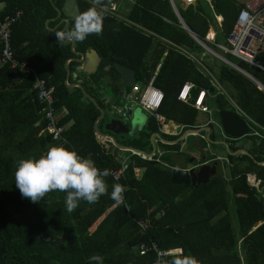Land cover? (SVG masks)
<instances>
[{"label":"trees","instance_id":"16d2710c","mask_svg":"<svg viewBox=\"0 0 264 264\" xmlns=\"http://www.w3.org/2000/svg\"><path fill=\"white\" fill-rule=\"evenodd\" d=\"M67 1L0 0L2 16L21 11L10 30L13 56L27 62L39 78L53 87L51 109L58 115L57 124L63 127L67 140L58 145L42 131L46 120L41 117L43 104L32 88L35 77L1 65L0 264H95L89 261L92 255H100L103 264H152L154 253L138 251L140 243L149 241L162 249L180 250L175 264H264V165L260 164L264 161V138L253 134L240 139L224 138L228 146L224 180L213 177L196 186L174 184L170 166L150 164L140 154L129 152L125 158L127 169L119 182L123 188L119 205L110 196L117 184L106 175L102 177L105 193L91 204L80 200L72 212L66 210L64 192L51 191L36 203L21 196L14 179L18 163L39 158L50 147L75 150L92 159L99 172L122 162L114 152L117 146L109 138H97L94 122L100 115L99 108L78 87L66 86L65 65L69 59L67 82H79L104 111L97 123L100 132H105L102 124L106 110L111 105L124 106L120 103V74L114 65L133 69L136 81L145 86L159 64L154 85L164 94L158 109L160 120L148 116L137 136L125 135L121 139L115 135L118 144L149 153L153 133L164 140L177 137L160 131L166 122L173 121L182 130L195 128L198 111L191 104L201 89L209 96L208 106L217 121L218 111L236 113L237 107L252 127L249 133L264 134V90L230 65L219 60L217 65L216 59L202 56V47L180 26L169 0H132L123 13L108 9L120 0H74L76 12L71 15L65 12ZM173 3L191 32L264 86L262 70L205 40L210 26L215 25L214 42H225L242 2L195 0V5L185 6L181 0ZM89 10L102 13L98 34L73 41L72 48L70 41L56 38L57 33L70 31L75 20ZM215 16H221L220 25ZM63 18L68 20L66 26L60 22ZM181 48L202 62L209 73ZM1 49L0 42V56ZM90 49L97 52L99 61L96 71L86 74L83 62L73 58ZM257 60L264 67V52L258 54ZM212 77L226 89L225 93L213 85ZM186 81L193 85L192 97L183 103L176 94ZM208 126L209 135L198 137V146L216 149L219 145L213 141L218 139L217 129L212 124ZM206 133L204 130L201 135ZM158 142L165 151L178 145ZM238 149L247 153L233 155ZM162 157L169 160L165 152L160 161ZM135 169H140L138 175ZM248 174L259 181L257 186L248 183ZM140 219H148L146 230L138 227Z\"/></svg>","mask_w":264,"mask_h":264},{"label":"built area","instance_id":"2783aa9c","mask_svg":"<svg viewBox=\"0 0 264 264\" xmlns=\"http://www.w3.org/2000/svg\"><path fill=\"white\" fill-rule=\"evenodd\" d=\"M186 5L195 0H181ZM0 7V42L2 44L0 66L8 65L10 68L17 69L23 75H33L35 77L32 88L36 93L37 100L40 104H43L42 108H45V112L41 117L46 120L45 129L42 131L51 135L52 140L58 145H64L67 143L66 138L63 136V127L57 124L58 115L51 109L53 102V87L48 86L44 79L39 78L36 71L31 68L27 62L20 61L13 56L10 42V30L11 25L20 17L21 11H17L10 16H2ZM110 11L115 12L116 7L112 5L108 8ZM216 22L220 23L221 18L215 16ZM215 34L209 36L206 34L205 39L213 43L220 50L230 53L248 64L259 68L264 72V67L258 62L257 56L264 51V0H244L240 7L233 30L225 38L223 44L215 43ZM195 40L202 44L207 51L211 52L206 43L199 40L195 36ZM157 70L152 73L149 81L144 87H141L138 83L129 86V90L123 94L127 103H131L140 107L144 112L148 113L155 119H160L158 109L161 106L164 94L163 92L154 86ZM192 84L186 82L183 83L178 92L177 100L182 102H188L191 97ZM206 91H198L192 105L199 112L209 113L208 107L205 105ZM211 123L217 124L210 120ZM251 134L264 138V134H260L257 131H253ZM127 169L126 159L122 160L120 166L101 171L106 173L117 185L123 177ZM135 173L138 175L140 169H135ZM247 181L252 186H257L259 181L255 179L254 175H247ZM123 195V192H122ZM137 225L141 230H146L149 227L148 219H140L137 221ZM138 251L143 254L147 252L154 253V259L152 264H175V259L181 253L180 250L162 249L154 241L149 243H140L138 245Z\"/></svg>","mask_w":264,"mask_h":264},{"label":"clouds","instance_id":"9594fccd","mask_svg":"<svg viewBox=\"0 0 264 264\" xmlns=\"http://www.w3.org/2000/svg\"><path fill=\"white\" fill-rule=\"evenodd\" d=\"M101 17L102 13L89 10L75 20L70 31L57 33L56 38L60 41H83L87 35L101 31ZM104 175L106 173L99 172L92 159L64 146H53L39 158L21 160L14 179L21 196L33 203L39 202L51 191L66 193L64 204L66 210L72 212L80 200L91 204L105 193ZM122 192L123 188L116 185L110 194L117 205L123 201ZM89 261L103 264L100 255L90 256ZM186 264H194V261H187Z\"/></svg>","mask_w":264,"mask_h":264},{"label":"water","instance_id":"95a60500","mask_svg":"<svg viewBox=\"0 0 264 264\" xmlns=\"http://www.w3.org/2000/svg\"><path fill=\"white\" fill-rule=\"evenodd\" d=\"M169 1L171 3L172 7L174 8V11L178 17L180 26L183 29H185L189 33V35H191L192 37H195V34L188 29V27L184 24V22L182 21L181 17L178 14V12L176 11V9L174 7L173 0H169ZM190 4L195 5V2H191ZM57 15L58 16L60 15L59 11L57 12ZM62 21L65 23V26H66L68 23V20L66 18H63L60 20V22H62ZM70 42H71V48H72L73 41H70ZM72 51L76 53V51H74L73 49H72ZM211 53L213 55H215L223 63L230 65L231 67H233L234 69H236L237 71L242 73L244 76L249 78L251 81H253L256 85H258L261 89L264 90V86L257 79H255L253 76H251L249 73H247L245 70L239 68L238 66L229 62L224 57L219 56L215 52H211ZM73 59H75L79 62H83L82 70L86 74L94 73L96 71V67H97L98 61H99L98 54L94 49H90L84 54L79 53V58H73ZM67 62L65 65V67H66V78H65L66 86L78 87L82 91L84 96L88 97L99 108L100 115L97 117V119L94 122V129H95L96 134L109 138L115 145H117V147L119 149L128 150L132 153L140 154L143 158L147 159L150 164L159 163V160L152 158L154 156V154L156 153V148H155V145L153 142V138L158 137V134H152L150 136V142L152 145V149L149 153L144 152V151L139 150V149H136V148H133L131 146H125V145L118 144L116 142V139H115L116 138L115 135H117V134L127 135L129 137H133L135 135H138L145 128V124L147 121L146 114L143 113L142 111H140V109H134L135 107L133 106V104L124 105L123 112H122L123 120L112 118L109 122H107L104 125V129L107 130V132L106 133L100 132L98 130L97 123L103 117L104 111L102 108H100L98 106V104L95 102V100L93 98H91L84 91V89L82 88V86L80 85L79 82L71 83V84H69L67 82L68 77H69V68H68ZM114 66H115V69L120 74L119 88L121 90L120 91V97H121L123 90H125L129 86L135 84V82H136V79L134 77L135 71L131 68H128L126 66H123V65H120L117 63ZM210 91H212V88L210 89ZM137 113H139L140 115L138 116ZM218 118H219V123H220L221 129H222V132L224 133L225 137H229L231 139H240L242 137H245L246 135H249L250 127L248 126L247 122L245 121V119L240 117L234 111L220 110V111H218ZM204 129L209 130L210 128L208 126H205V127L186 129L182 133L180 138L186 137L188 135H198ZM207 137H208V134H207ZM165 142H167V141H165ZM213 143L223 145L226 148V150H228L227 143L223 140L213 141ZM237 153H247V152L243 149H238L237 151L232 152L233 155H235ZM260 164L264 165V161L260 162ZM189 167H192V166L190 164H188L187 168H189ZM207 167H208L207 165H202L197 171H195V169H192V170L190 169L189 171H186V169H180V168H176V167L171 168V181L174 184H186L188 182V179H187L188 175H191V176H193V178H196L197 176L200 175L202 169L207 168ZM196 182H197V184L206 183L207 178L198 179Z\"/></svg>","mask_w":264,"mask_h":264},{"label":"crops","instance_id":"0c3cea01","mask_svg":"<svg viewBox=\"0 0 264 264\" xmlns=\"http://www.w3.org/2000/svg\"><path fill=\"white\" fill-rule=\"evenodd\" d=\"M131 1H129V0H120L119 1V3L117 4V5H114L117 9H118V11H120V9H122V10H124V11H127V9H128V3H130ZM240 2V1H239ZM243 2V1H242ZM183 4V3H182ZM184 6H185V4H183ZM220 18H221V16H219ZM221 20H222V18H221ZM217 24L218 25H220V23H218L217 22ZM210 32H212V36H213V34H215L216 35V26L214 25V26H210V28H209V30H208V35L210 34ZM191 36V35H190ZM196 36V35H195ZM209 36H211V35H209ZM192 37V36H191ZM197 37V36H196ZM193 38V40H195V37H192ZM198 38V37H197ZM199 39V38H198ZM215 39V38H214ZM200 40V39H199ZM206 40V39H205ZM196 41V40H195ZM202 41V40H201ZM207 41V40H206ZM197 42V41H196ZM198 43V42H197ZM199 44V43H198ZM202 48H204V46L202 45V44H199ZM208 47V46H207ZM204 50H206V48H204ZM181 51L183 52V53H185L186 55H188L192 60H194V61H196L197 62V64L202 68V69H204V71H206L207 73H209V71L206 69V67L204 66V64L202 63V62H200V61H198L196 58H194L191 54H189L187 51H185L184 49H182L181 48ZM207 54H209V51H205ZM262 52H264V51H262ZM207 54H205L204 52H202V56H204V55H207ZM221 61V60H220ZM222 62V61H221ZM158 69H159V64L156 66V68H155V70H154V72L157 70L158 71ZM153 72V73H154ZM156 75H157V73H156ZM186 82H188V81H186ZM186 82H184V83H186ZM135 83H138L141 87H144V86H142L139 82H135ZM188 83H190V82H188ZM212 83H213V85H215V86H217L219 89H221V87H220V85L216 82V79L215 78H213L212 77ZM183 84V83H182ZM181 84V85H182ZM190 84H192V83H190ZM180 85V86H181ZM155 86V85H154ZM193 86V85H192ZM156 87V86H155ZM128 88H130V87H128ZM157 88V87H156ZM180 88V87H179ZM179 88H178V90H179ZM159 89V88H158ZM129 89H125V90H123V92H122V95H121V97L124 99V96H123V94L125 93V91H128ZM161 90V89H160ZM202 90V89H201ZM204 90V89H203ZM200 91V90H199ZM178 92V91H177ZM177 95V94H176ZM191 97H192V92H191ZM191 97H190V100L189 101H191ZM206 97H208L207 96V93H206ZM206 99V98H205ZM124 101H125V99H124ZM179 101V100H178ZM188 101V102H189ZM182 102V101H181ZM188 102H186V103H188ZM183 103H185V102H183ZM125 105H131V103H127V104H125ZM192 105V104H191ZM205 105L208 107V109H209V113H205V114H208V116H207V119H206V121H204V122H202V123H200V122H196L197 123V126L195 127V128H197V127H205V126H208V125H210V124H212L213 126H214V128H216L217 129V132H218V139L217 140H214V141H221V140H223V141H225V135H224V133L222 132V129H221V126H220V123H219V121H217L216 119H215V117H214V115H213V113L210 111V108H209V106H208V101H206L205 100ZM134 107H138V106H135V105H133ZM193 106V105H192ZM124 107V106H123ZM123 107H121V108H116L114 105H111V108L110 109H116V112L118 113V114H120L121 115V117H114V118H116V119H120V120H123V117H122V112H123ZM236 107V106H235ZM143 113H145L140 107H138ZM197 110V109H196ZM198 111V110H197ZM199 112V111H198ZM110 113H111V111H110ZM199 113H203V112H199ZM146 114V116H147V118H148V116H151V115H149L148 113H145ZM236 114H238L240 117H242L243 119H245L243 116H244V114L236 107ZM160 115V114H159ZM243 115V116H242ZM198 117V116H197ZM154 118V117H153ZM160 118H161V116H160ZM155 119V118H154ZM111 120V119H110ZM110 120H108L107 122H109ZM156 121H159L160 119H155ZM197 120H198V118H197ZM210 120H213V122H215V123H217V124H214V123H211L210 122ZM100 121V120H99ZM98 121V122H99ZM245 121L247 122V120L245 119ZM106 122V123H107ZM105 123V124H106ZM104 124V125H105ZM168 124H171V125H173V131H171V132H169V130H168ZM247 124H248V126L250 127V129H252V127L249 125V123L247 122ZM145 126H146V124H145ZM209 127V126H208ZM103 128H104V126H103ZM176 130H178V131H176ZM204 130H206V129H204ZM204 130H202V131H204ZM103 131H105V132H107L105 129L103 130ZM160 131L162 132V133H164V134H166V135H174V136H178V135H180V132L181 133H183L185 130H182V126L181 125H179V124H177V123H175V122H173V121H168V122H166L165 124H163V125H161V127H160ZM201 131V132H202ZM207 131V133L204 135V134H200L201 136H203V138H207V134L209 135V130H206ZM102 132V131H101ZM105 132H102V133H105ZM200 132V133H201ZM250 132V131H249ZM153 134H158V133H153ZM251 133H249V135H250ZM119 134H117L116 136H118ZM182 135V134H181ZM189 136V135H188ZM193 136H195V135H192V137ZM98 137H105V136H102V135H97V138ZM187 137V136H186ZM186 137H183V138H178L177 140H164V139H161L160 138V136H159V134H158V137H154L153 138V142H154V145H155V148H156V153L157 152H159V154H162L163 152H165V153H167L168 155H169V160L172 162L170 165H168V166H170V168H171V166H177L178 164L176 163V162H174L172 159H171V156H170V152L173 150V149H170V150H164L162 147H161V145H160V143L158 142V141H161L162 143H164V144H168V145H172V144H175V142L176 141H179V140H181V139H183V141H185L186 140V142H187V144L189 143V148H195V147H197V145H196V143H197V141H195L196 140V138H195V140L194 139H191L190 140V138L189 139H184V138H186ZM165 141H167V142H165ZM190 141V142H189ZM185 142V143H186ZM215 145H220V144H215ZM152 146V145H151ZM208 146V145H207ZM162 149L161 151H160V148ZM197 149V148H196ZM217 150V148L216 149H214L213 151H216ZM194 150H192V153L193 154H195L196 153V151H194ZM159 162H161V161H159ZM250 175H252V174H250Z\"/></svg>","mask_w":264,"mask_h":264},{"label":"flooded vegetation","instance_id":"af4514ba","mask_svg":"<svg viewBox=\"0 0 264 264\" xmlns=\"http://www.w3.org/2000/svg\"><path fill=\"white\" fill-rule=\"evenodd\" d=\"M178 135L175 140H177L180 136ZM194 136V140L198 142V137H203L200 135ZM125 135H118L121 139L124 138ZM184 139H187L184 138ZM186 140L183 141V139L176 141L175 144H178L175 149H173L170 152L171 159L176 162L178 165L177 166H171V168H180V169H186V171H189L190 169H195L197 171L202 165H207V168H203L200 175L197 176L196 178H193V176L188 175L187 179L188 182L184 185H189V186H196L199 185L197 184L198 179H205L207 178V182L209 179L216 177L219 180L222 178L223 180L225 179L224 175V168L226 164V158L225 156H221L220 153L223 152L220 149L217 148L216 151L208 152L210 145H208L205 148H200L198 146V143H196L197 147L189 148V143L187 144ZM190 142V141H189ZM220 146V145H219ZM218 146V147H219ZM197 148V149H196ZM192 150L196 151L195 154L192 153ZM193 151V152H194ZM235 152V151H234ZM208 155L210 157L208 158ZM161 156V154H160ZM157 160L160 161V159L157 157ZM190 164L192 167L187 168V165ZM222 173V176L220 174ZM193 178V179H192ZM196 179V180H195ZM194 181V182H193Z\"/></svg>","mask_w":264,"mask_h":264},{"label":"rangeland","instance_id":"374dc122","mask_svg":"<svg viewBox=\"0 0 264 264\" xmlns=\"http://www.w3.org/2000/svg\"><path fill=\"white\" fill-rule=\"evenodd\" d=\"M129 1H131L132 2V0H129ZM237 1H240V2H242V1H244V0H237ZM183 4H185V3H183ZM186 5V4H185ZM120 11L123 13L124 12V10H122V9H120ZM65 12L67 13V14H74L75 12H76V10H75V6H74V0H68L67 1V3H66V9H65ZM115 12L116 13H121V12H119L118 11V9L116 8V10H115ZM216 20V19H215ZM220 38H221V36H220ZM209 47V46H208ZM217 48V47H216ZM209 49L211 50V52H215L216 54H218L219 56H222L220 53H219V51H214V49H212V47L210 46L209 47ZM218 50H220L219 48H217ZM202 50H203V52L205 53V54H207L205 51L206 50H204V48H202ZM211 52H209V54H207V55H209L210 56V60H212V58H214V59H216V64L218 65V58L215 56V55H213ZM212 57V58H211ZM223 57V56H222ZM220 61V60H219ZM223 93H225V91L224 90H226V89H223V88H221L220 89ZM206 101H209V96L208 97H206V99H205ZM120 103L122 104V106L123 105H125V104H127V102L126 101H124V99L122 98V99H120ZM134 109H139L138 107H135ZM211 110V109H210ZM110 111H111V113H110ZM141 111V110H140ZM146 113V112H145ZM197 118H198V122H200V123H202V122H204V121H206V119H207V116H208V114H205V113H197ZM114 117H121V115L120 114H118L117 112H116V109H108V110H106V113H105V119H104V122H103V126H104V124L108 121V120H110V119H112V118H114ZM197 124V123H196ZM168 130H169V132H171V131H173V125H171V124H168ZM251 130V129H250ZM176 131H178V130H176ZM135 136H137V135H135ZM188 137V136H187ZM189 138H190V140L191 139H194V136L192 137V135H189ZM189 138H187V139H189ZM115 146H117V145H115ZM117 149H114V152H116V155H117V157H119L121 160H124L126 157H128V155L130 154L129 152L130 151H128V150H122V149H119L118 147H116ZM160 148V147H159ZM218 149H220L221 151H223V152H221L220 153V155L221 156H225V153H226V149L225 148H222V147H217ZM162 149L160 148V151H161ZM214 149L212 148V147H210L209 148V150H208V152L210 151V152H212ZM113 151V150H112ZM214 152V151H213ZM155 157H158V158H160V154H159V152H157V153H155V155H154ZM161 163L162 164H164V165H170L172 162L170 161V160H168L167 158H165V157H162L161 158ZM225 166H226V164H225ZM224 172H225V168H224Z\"/></svg>","mask_w":264,"mask_h":264},{"label":"bare ground","instance_id":"6f19581e","mask_svg":"<svg viewBox=\"0 0 264 264\" xmlns=\"http://www.w3.org/2000/svg\"><path fill=\"white\" fill-rule=\"evenodd\" d=\"M45 112V108H42L41 114Z\"/></svg>","mask_w":264,"mask_h":264}]
</instances>
